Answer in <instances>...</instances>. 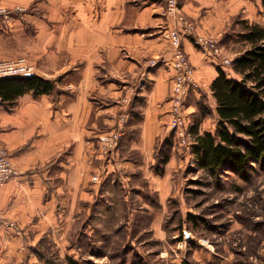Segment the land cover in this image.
I'll use <instances>...</instances> for the list:
<instances>
[{
  "label": "crops",
  "instance_id": "1",
  "mask_svg": "<svg viewBox=\"0 0 264 264\" xmlns=\"http://www.w3.org/2000/svg\"><path fill=\"white\" fill-rule=\"evenodd\" d=\"M2 2L26 11L9 26L0 24V59L28 58L34 75L56 89L50 94L26 92L14 102L0 98V142L18 172L2 188L0 207L6 220L24 228L20 235L6 227L0 230V264H24L25 229L54 227L62 213H73L105 190L110 175L125 180L123 187L131 191L157 195L159 209L145 203L151 210L146 227L157 229V239L166 243L163 217L174 191L170 166L177 160L173 152L165 168L156 169L155 154L171 132L174 50L163 33L179 25L167 15L165 0ZM180 2L204 35L221 37L237 17L264 26L263 0ZM182 48L200 84L191 91L186 112L195 114L206 94L202 92L209 93L217 128L212 84L219 68L226 69L189 39ZM234 78L239 79L235 73ZM116 129H122L120 147L108 158L96 139ZM199 132L212 131L201 126ZM138 179L147 187H140ZM166 254L162 251L161 257Z\"/></svg>",
  "mask_w": 264,
  "mask_h": 264
},
{
  "label": "rangeland",
  "instance_id": "2",
  "mask_svg": "<svg viewBox=\"0 0 264 264\" xmlns=\"http://www.w3.org/2000/svg\"><path fill=\"white\" fill-rule=\"evenodd\" d=\"M239 18L219 37L229 59L246 48L237 39ZM218 63L234 78L232 63L226 65L222 58ZM202 93L206 94L198 111L189 116L192 135L197 122L202 130L217 129L213 102L209 93ZM173 152L177 160L170 166L174 191L163 217L166 243L157 239V229L146 227L151 210L145 203L159 209L157 195L139 193L137 188L131 191L123 187L125 180L110 175L105 190L73 213H62L54 227L25 229L24 264H264V170L260 165L249 169L248 180L230 171L211 174L198 167L192 149L180 146L171 131L163 147H156V169L163 168L164 159L171 160ZM135 182L147 187L145 180ZM189 215L196 221H189ZM141 240L145 243L140 244ZM162 251L167 253L165 259Z\"/></svg>",
  "mask_w": 264,
  "mask_h": 264
},
{
  "label": "trees",
  "instance_id": "3",
  "mask_svg": "<svg viewBox=\"0 0 264 264\" xmlns=\"http://www.w3.org/2000/svg\"><path fill=\"white\" fill-rule=\"evenodd\" d=\"M236 24L241 27L237 39L246 46L232 61L239 79L219 68L212 84L217 129L201 134L197 122L192 128L196 135L192 154L200 169L211 174L230 171L248 180L254 165L264 170V26L241 18ZM55 89L53 82L36 75L0 80V98L13 102L26 92L50 94ZM188 219L194 222L197 218L189 215Z\"/></svg>",
  "mask_w": 264,
  "mask_h": 264
},
{
  "label": "built area",
  "instance_id": "4",
  "mask_svg": "<svg viewBox=\"0 0 264 264\" xmlns=\"http://www.w3.org/2000/svg\"><path fill=\"white\" fill-rule=\"evenodd\" d=\"M167 15L175 17L179 27L167 29L163 35L169 41L174 50L172 66L174 69L173 88L170 97V129L179 145L190 151L195 143V137L191 134V119L186 112L185 103L191 91L200 87L195 77V68L188 55L182 48L183 40L189 39L193 45L204 53L220 59L223 63L231 65L232 59L224 56V48L219 37L204 35L200 33L195 21L188 18L182 10L180 0H165ZM26 10L22 7L11 8L0 0V24L9 26L15 18H21ZM155 65L156 61H152ZM35 73L33 65L26 57L17 59H0L1 79H22ZM126 101V100H125ZM125 114L121 119L126 121ZM122 129L105 132L99 136L100 149L105 157L112 158L119 150L122 137ZM18 172L14 166L11 155L7 148L0 142V193L9 181L17 176ZM6 227L12 229L17 235L22 234L23 229L14 221L6 220L0 207V230Z\"/></svg>",
  "mask_w": 264,
  "mask_h": 264
}]
</instances>
